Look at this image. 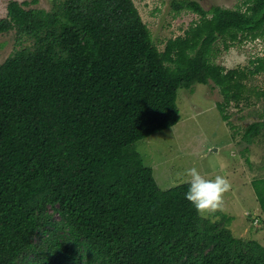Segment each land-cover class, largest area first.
<instances>
[{
    "label": "trees",
    "instance_id": "obj_1",
    "mask_svg": "<svg viewBox=\"0 0 264 264\" xmlns=\"http://www.w3.org/2000/svg\"><path fill=\"white\" fill-rule=\"evenodd\" d=\"M37 1L10 0L0 19L20 46L0 64V264H264V243L201 218L187 183L161 189L133 148L179 122L181 87L219 86L228 120L246 73L214 62V46L263 37L264 0L174 1L200 18L163 51L133 0Z\"/></svg>",
    "mask_w": 264,
    "mask_h": 264
},
{
    "label": "rangeland",
    "instance_id": "obj_2",
    "mask_svg": "<svg viewBox=\"0 0 264 264\" xmlns=\"http://www.w3.org/2000/svg\"><path fill=\"white\" fill-rule=\"evenodd\" d=\"M9 1L0 0V19L6 16ZM133 1L161 51L170 38L184 34L200 18L192 10L177 12L173 5L176 0ZM197 1L207 10L214 6L245 8L243 0ZM31 7L51 10L53 2L38 0ZM30 43L28 40L24 42L25 45ZM19 47L15 31L0 34V64ZM214 52V62L226 69L246 73L244 99L225 105L228 120L223 119L218 107L219 102L224 103L219 86L211 82L181 87L177 94L179 122L138 140L133 148L141 154L144 163L153 168L161 189L184 183L180 174L192 167L207 178L225 176L231 183V190L224 194L222 210L207 219L218 222L223 215L231 217L229 228L236 237L264 243V207L259 192L263 197L264 194L257 184L258 180L264 179V126H260L257 136L250 140L245 138L252 124L264 123V69L254 72L260 63L264 66V36L246 37L229 49L224 48L220 39ZM50 213L55 220L60 219L52 209Z\"/></svg>",
    "mask_w": 264,
    "mask_h": 264
},
{
    "label": "clouds",
    "instance_id": "obj_3",
    "mask_svg": "<svg viewBox=\"0 0 264 264\" xmlns=\"http://www.w3.org/2000/svg\"><path fill=\"white\" fill-rule=\"evenodd\" d=\"M189 185L186 199L194 205L201 218H209L218 210H222L224 194L231 190L230 181L222 175L207 178L195 168L186 169L180 174Z\"/></svg>",
    "mask_w": 264,
    "mask_h": 264
}]
</instances>
